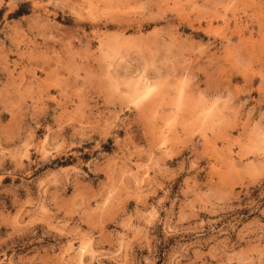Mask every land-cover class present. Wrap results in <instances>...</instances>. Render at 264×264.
I'll list each match as a JSON object with an SVG mask.
<instances>
[{
  "label": "rangeland",
  "instance_id": "obj_1",
  "mask_svg": "<svg viewBox=\"0 0 264 264\" xmlns=\"http://www.w3.org/2000/svg\"><path fill=\"white\" fill-rule=\"evenodd\" d=\"M0 264H264V0H0Z\"/></svg>",
  "mask_w": 264,
  "mask_h": 264
},
{
  "label": "bare ground",
  "instance_id": "obj_2",
  "mask_svg": "<svg viewBox=\"0 0 264 264\" xmlns=\"http://www.w3.org/2000/svg\"><path fill=\"white\" fill-rule=\"evenodd\" d=\"M149 82V81H148ZM149 88H150V86L149 85H147V87H146V90L148 91L149 90ZM151 90V89H150ZM157 143V142H156ZM162 147V146H161Z\"/></svg>",
  "mask_w": 264,
  "mask_h": 264
}]
</instances>
